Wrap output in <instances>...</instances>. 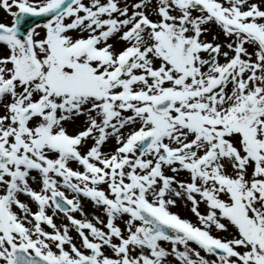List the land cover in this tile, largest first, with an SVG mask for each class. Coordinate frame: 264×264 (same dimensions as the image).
Returning <instances> with one entry per match:
<instances>
[{"label":"snow or ice","instance_id":"obj_1","mask_svg":"<svg viewBox=\"0 0 264 264\" xmlns=\"http://www.w3.org/2000/svg\"><path fill=\"white\" fill-rule=\"evenodd\" d=\"M0 11V264H264V0Z\"/></svg>","mask_w":264,"mask_h":264},{"label":"rangeland","instance_id":"obj_2","mask_svg":"<svg viewBox=\"0 0 264 264\" xmlns=\"http://www.w3.org/2000/svg\"><path fill=\"white\" fill-rule=\"evenodd\" d=\"M5 16H6V14H4L2 11H0V19H4L5 18ZM10 17H8L7 19H6V22H10Z\"/></svg>","mask_w":264,"mask_h":264},{"label":"water","instance_id":"obj_3","mask_svg":"<svg viewBox=\"0 0 264 264\" xmlns=\"http://www.w3.org/2000/svg\"><path fill=\"white\" fill-rule=\"evenodd\" d=\"M37 23L39 22V20L36 21Z\"/></svg>","mask_w":264,"mask_h":264}]
</instances>
